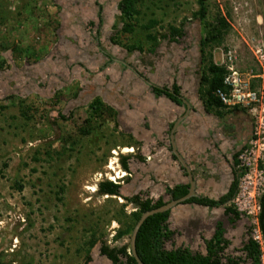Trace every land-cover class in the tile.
Listing matches in <instances>:
<instances>
[{"label": "rangeland", "instance_id": "rangeland-1", "mask_svg": "<svg viewBox=\"0 0 264 264\" xmlns=\"http://www.w3.org/2000/svg\"><path fill=\"white\" fill-rule=\"evenodd\" d=\"M30 1L0 0L5 17L11 12L20 20L14 23L10 19L0 25V61L5 60L0 69V264H80L85 256L84 242L95 222L110 246L129 243L128 236L115 240L113 235L119 227L117 220L122 217L121 208L129 214L133 207L124 204L123 198L99 195L90 188L97 189L99 180H109L117 170L121 171L117 163L119 155L132 151H124L121 145L112 147L114 138L120 144L117 137L120 129L116 128L113 138L111 125L102 130L104 139H95L96 145L84 137L73 151L69 150V139L61 137L68 130L78 138L75 125L86 116V106L94 95L107 101L110 96H117L120 101L136 97L137 85L147 83L132 74L125 78L122 62L133 60L135 66L137 61L147 66L151 63L146 59L151 55L126 54L123 48L110 42L121 25L117 18L119 0H36L39 10L32 6L29 13ZM154 2L165 9L154 7ZM220 3L223 1L206 0V21L214 19ZM197 8V0H146L140 14L141 22L163 17L165 28L169 22L177 25L184 21L183 36L177 41L160 40L153 57L162 60L167 57L173 75L180 78L184 72L187 78L183 79L191 82L200 77L198 49L202 31L198 30L199 20L191 15ZM253 8L264 17V0H256ZM149 9H154V13ZM17 11H21L20 16ZM156 29L165 31L158 26ZM239 32L240 27L237 30L231 27L224 42L240 44L243 51V40L234 42ZM15 44L17 48H13ZM19 49L21 56L17 54ZM30 49L33 55H29ZM102 52H107L112 60ZM155 70L157 67L154 70L140 67L141 73L153 82ZM190 74L194 76L192 79ZM56 92L61 95L56 105L44 101L53 98ZM20 99L31 102L34 110L39 107L41 110L35 112L31 107L28 117L22 116ZM59 111L70 118L61 119ZM87 143L92 153H88ZM35 149L40 150L43 159L48 152H63L59 156L54 153L51 160L34 162L31 157ZM112 161L114 169L109 166ZM130 163L139 174L137 160ZM134 177L130 171L123 178L121 195L141 188L142 179L136 181ZM144 189L146 194L148 190ZM173 243L170 239L164 246L169 248ZM232 244L225 251L240 255ZM100 245L98 240L90 249V264H113L101 254ZM240 264L250 263L242 260Z\"/></svg>", "mask_w": 264, "mask_h": 264}, {"label": "trees", "instance_id": "trees-1", "mask_svg": "<svg viewBox=\"0 0 264 264\" xmlns=\"http://www.w3.org/2000/svg\"><path fill=\"white\" fill-rule=\"evenodd\" d=\"M30 2L31 3H28V5L31 6V8H29L30 10L28 11L29 13L32 12V6L33 8H37V6L35 5L36 0H32ZM145 3L146 0H119V2L117 3V8L120 11L117 18L121 25L116 29L115 34L110 37V40L113 43L122 46L128 52H131L133 50H139L140 52H153L160 40L168 39L170 41H177L183 35L184 21H181L177 25L173 22H169L167 23L166 28L163 25V17H150L145 22H141L140 14L143 13L142 5H144ZM197 3L198 8L192 11L191 15L192 17L200 21V25L202 28L200 48L204 66L201 79L202 87L199 94L206 109L210 111H216V109H224L219 100L214 96L213 92L216 88L222 87L225 70L222 66L214 64L212 49L213 47L218 46L223 42L225 35L229 32L231 27L222 14L220 8L219 10H217L216 15H214V19H211L212 21H206V14L208 12L206 0H197ZM146 6L150 8L149 4H146ZM154 7L164 8L163 5H158L156 2H154ZM99 8V10H101L100 5ZM37 10L39 9L37 8ZM149 11L151 12V14L154 13V9H149ZM16 14L20 16L21 11H17ZM99 14L100 12L98 13V15ZM10 19H14V23L20 21L11 12L8 17H5V13L2 9H0V25L4 24ZM157 26L160 29H164L165 31L156 29ZM16 46L18 45H13V48H17ZM21 53L22 52L19 49L17 54L21 56ZM33 54L34 53L32 49H30L29 55ZM4 62V59L0 61V69L3 67ZM172 88L173 92L176 93L178 90L176 84H173ZM153 90L156 94L162 92V90L167 91V89H158V87H154ZM60 96V92H56L53 98L46 99L47 101H44L50 102L51 106L56 105L60 101ZM8 97L13 96L9 95ZM19 102H21L20 113L22 114V116H25L27 118V112L30 111L31 107L33 108V105H31V102L28 103L25 99H20ZM34 108L33 111L35 112L41 110L39 109L40 107L36 110H34ZM86 108V116L82 119V122L79 125H75V134L78 136V138L68 133V130L65 131L67 132L65 133L66 135H63L61 137L65 141L66 138L69 139L68 147L70 151H73L74 146L78 143H81V138L84 137L89 138V142H92L96 145L95 139H98V137L104 139V135H102L101 132L102 130H104L105 128L107 129L110 126L111 121H113V130L111 131L113 135L112 137H116V135L114 134V131L117 128V123L114 122L116 118V112L112 106L107 104L101 97L96 96L88 102ZM232 110H240V107H234V109H229L225 112H231ZM221 112L222 111H220L219 113ZM58 115L65 121L70 118V116H65L60 111L58 112ZM30 118L31 117H29V119ZM117 137L119 138L120 144H117V141L114 138L115 143L112 147H115L116 145H130L129 142L131 141V138L129 137L127 139L126 135H124L122 132H120L119 136L117 135ZM88 143L87 147L88 149H90L88 153H92L93 150L88 146ZM106 143L108 144V140ZM62 152L63 151H54L57 156L62 154ZM46 154L48 157H44L43 159L40 155V150L35 149L34 154L31 158L34 162L37 160L48 161L54 158L53 154H50L49 152ZM130 156V153L119 155V163L121 165V168L127 172H129L128 159L130 158ZM32 171H35L34 167L32 168ZM237 176V173H235V178L228 194L217 200L208 199L207 197L191 196L184 202H196L199 204H208L210 206H217L219 204L227 203L232 198L235 192L237 185ZM20 186L22 187V185ZM120 187V183H116L108 179L101 180L97 183V193L99 195L120 196L124 199V204H130L134 208L129 214H126L124 212L123 207L121 208V211H119V213L122 214V217L117 220L119 223V227L116 229L115 234L113 235V238L115 240L122 239L124 236H128L130 238L134 226L144 212L158 208L159 206L165 204L162 198L154 200L152 197L145 196V192L142 191L131 196L121 195ZM62 189L63 188H61V190ZM188 189L189 184H178L173 186L172 188H168L167 191L171 195L172 199H178L187 194ZM260 204L261 209L258 219L259 227L264 237V193L260 198ZM227 211L233 213L236 217L239 216V213L233 208L232 205L227 207ZM169 214V209L153 213L147 216L140 225L135 237V249L138 258L144 264H239L242 260H248L251 264H259V246L249 236V232L247 239L243 241V245L241 247V250L243 251L245 256H233L230 254L226 255L224 253V250L228 246L230 241L223 236L224 229L220 226H218L213 236L206 241V254H202L201 252L193 253L187 247L182 246L170 249L166 248L164 244L167 240L171 239L173 233L167 225ZM92 226L94 229L91 231L89 239L84 242L83 250L85 251V256L80 264H90L92 260L90 249L98 240H100L101 242V254L105 255L113 264H138L132 254L130 248V240L129 243L127 242L122 245L110 246L103 239V235H105L103 231L101 230L100 232L98 231V228H96V222Z\"/></svg>", "mask_w": 264, "mask_h": 264}, {"label": "crops", "instance_id": "crops-1", "mask_svg": "<svg viewBox=\"0 0 264 264\" xmlns=\"http://www.w3.org/2000/svg\"><path fill=\"white\" fill-rule=\"evenodd\" d=\"M110 42L118 45L111 40ZM123 49L126 54L136 52L138 55L143 53L151 55L149 58L146 57V60L151 63L147 66H141L139 61H137L138 66H135L133 60L128 63L122 62L125 65V78H129V75L132 74L133 77L136 75L135 78L138 77L139 81L143 80L147 83L137 85L136 97L129 100L124 99L123 101L116 99L117 96H110V101L101 97L114 108L116 112L114 122L117 123V128L120 129L118 130L126 135L127 139L131 138L130 145L124 147L138 151L130 153L128 166L129 171H132L135 175L136 181L142 179V186L131 192V194H126V196H131L140 191L144 192V188H146L149 192L147 191L145 196L152 197L154 200L162 198L166 203L172 200L167 191L168 188L178 184H189L190 187L191 180L195 178V181H193L195 194L217 200L209 195L206 188L203 187L199 179L200 167L196 163L193 149L190 148V145L194 144L196 139H203L210 130L217 135L218 120L216 117H221L225 115L224 113L227 114V112L221 114L217 112L215 117L212 114L216 111L209 110L210 112H205L204 110L199 94L202 87L203 65H200L198 81L195 78L191 82L183 79V77L187 78L184 72H182L180 78L173 75V69L168 63L167 57H164V60L162 58L156 59V56L153 57L155 50L153 52H140L139 50L128 52L125 48ZM103 55L109 61L112 60L107 52H104ZM140 67L150 68L151 70L157 67L156 74L153 76L156 82L151 81L152 79L149 81L148 76L141 73ZM147 73L152 75L148 71ZM189 77L194 76L190 74ZM125 81L123 80V82ZM173 84H176L178 89L176 93L173 92ZM154 87L167 89V91L162 90V92L156 94L153 90ZM94 97L96 95L92 99ZM234 111H236L234 113H237L239 110ZM110 125H113V121L110 122ZM131 160L133 163L134 160L139 163V166H137L141 171L139 174L137 170H132ZM228 206H230V200L217 206L184 201L173 206L170 209L167 225L173 232L171 239L174 240V243L168 249L182 246L187 247L193 253L206 254V241L213 236L218 226H220L224 229L223 236L230 241L228 246L233 243V247L241 253L240 255L245 256L241 247L243 241L246 240L243 239V236L246 235L247 221L242 218L243 215L239 214L236 217L233 213L227 211ZM233 235L236 238H233ZM225 250L224 253L227 255L228 253Z\"/></svg>", "mask_w": 264, "mask_h": 264}, {"label": "built area", "instance_id": "built-area-1", "mask_svg": "<svg viewBox=\"0 0 264 264\" xmlns=\"http://www.w3.org/2000/svg\"><path fill=\"white\" fill-rule=\"evenodd\" d=\"M222 1L221 12L230 27H240L234 42L243 40L245 49L224 40L213 47L214 64L225 70L223 85L213 94L224 109L240 107L252 120L251 133L237 153V185L230 204L246 218L249 236L259 246V264H264V237L258 219L264 193V17L253 8L256 0Z\"/></svg>", "mask_w": 264, "mask_h": 264}, {"label": "flooded vegetation", "instance_id": "flooded-vegetation-1", "mask_svg": "<svg viewBox=\"0 0 264 264\" xmlns=\"http://www.w3.org/2000/svg\"><path fill=\"white\" fill-rule=\"evenodd\" d=\"M200 27L198 29L199 32L202 31ZM198 50L199 62L203 65L200 46ZM200 100L203 102L201 97ZM203 107L205 112H210L206 109L204 103ZM216 111L219 114L220 111L225 112L226 109H216ZM217 112L213 113L214 115L212 114V116L216 117ZM234 112L236 111H228L227 114L224 113L225 115L216 117L218 120L217 135L214 131L210 130L203 139L198 138L196 139L197 142L195 141L194 144L190 145V148L193 149L196 163L200 167L199 179L209 195H212L216 199L225 196L230 191L236 173L235 161L237 153L245 144L252 130V120L248 112L246 110ZM192 180L195 181V178ZM242 218L247 221L244 216ZM245 230V234L248 235V224Z\"/></svg>", "mask_w": 264, "mask_h": 264}, {"label": "water", "instance_id": "water-1", "mask_svg": "<svg viewBox=\"0 0 264 264\" xmlns=\"http://www.w3.org/2000/svg\"><path fill=\"white\" fill-rule=\"evenodd\" d=\"M193 195H196L195 194V191H194V185H193V180H191V185L188 189V193L185 194L184 196L178 198V199H172L168 202H166L165 204L159 206L158 208H155V209H152V210H149V211H146L144 212L141 217L139 218V220L137 221L136 225L134 226V229L131 233V237H130V248H131V251H132V254L133 256L135 257L136 261L138 262V264H144L137 256L136 254V249H135V237H136V234H137V231L140 227V225L142 224V222L144 221V219L153 214V213H156V212H159V211H164V210H167V209H171L173 206L177 205L179 202L185 200V199H188L189 197L193 196Z\"/></svg>", "mask_w": 264, "mask_h": 264}, {"label": "clouds", "instance_id": "clouds-1", "mask_svg": "<svg viewBox=\"0 0 264 264\" xmlns=\"http://www.w3.org/2000/svg\"><path fill=\"white\" fill-rule=\"evenodd\" d=\"M234 109V108H233ZM228 110V109H227ZM239 111H245V110H242V109H240ZM123 148V147H122ZM122 151V150H121ZM127 153H131V152H127ZM116 154V153H115ZM117 163H119V157H118V162ZM119 165H120V163H119ZM119 168H120V170L121 171H124V173H125V175H123V172H121L122 173V176L121 177H119V178H117L119 181H116V180H112V179H110L109 178V180H111V181H113V182H116V183H120V185L122 184L121 182H123V178L125 177V176H127L129 173H130V171L129 172H127V171H125V170H123L122 168H121V165L119 166ZM122 178V179H121ZM125 179H127V177L125 178ZM104 180V179H103ZM99 181H101V180H99ZM98 181V182H99ZM96 188H97V184H96ZM96 191H97V189H96ZM104 196H109V195H104ZM117 197H119V199L121 200V198L122 197H120V196H117ZM124 200V199H123ZM134 209V208H133ZM132 209V210H133Z\"/></svg>", "mask_w": 264, "mask_h": 264}, {"label": "bare ground", "instance_id": "bare-ground-1", "mask_svg": "<svg viewBox=\"0 0 264 264\" xmlns=\"http://www.w3.org/2000/svg\"><path fill=\"white\" fill-rule=\"evenodd\" d=\"M124 151H134V149L133 148H129V147H125L124 148ZM116 152V151H115ZM114 164H115V162L114 161H112L111 162V164L109 165L110 166V168H112V169H114ZM122 171H116V173H115V175L114 176H112V177H110L112 180H116L117 178H119V177H121L122 176V173H121ZM91 190H93V191H95L96 189H95V187H91L90 188ZM231 205V204H230Z\"/></svg>", "mask_w": 264, "mask_h": 264}]
</instances>
